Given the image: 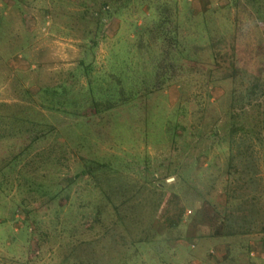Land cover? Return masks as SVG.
<instances>
[{
  "label": "rangeland",
  "instance_id": "374dc122",
  "mask_svg": "<svg viewBox=\"0 0 264 264\" xmlns=\"http://www.w3.org/2000/svg\"><path fill=\"white\" fill-rule=\"evenodd\" d=\"M255 82L243 0H0V264H264Z\"/></svg>",
  "mask_w": 264,
  "mask_h": 264
},
{
  "label": "trees",
  "instance_id": "16d2710c",
  "mask_svg": "<svg viewBox=\"0 0 264 264\" xmlns=\"http://www.w3.org/2000/svg\"><path fill=\"white\" fill-rule=\"evenodd\" d=\"M243 2L244 4H246V6L255 10V12L258 15V18H260L261 20L262 19L264 20V0H243ZM263 90H264V86H262L261 84L257 82L250 84L246 89V93L241 97V99L237 100V102L240 103L238 107H240V109H244L245 105L249 103L253 104L254 102L252 101L260 100L262 98L261 91ZM233 127H234L233 133H235L238 130H242L241 126L238 127L234 125ZM207 215L209 217L210 226L212 229V236L223 237V236L233 235L234 233L236 234L237 231L231 225L225 224L224 227L218 228V225L214 223L215 213L213 210L209 211L208 209Z\"/></svg>",
  "mask_w": 264,
  "mask_h": 264
}]
</instances>
